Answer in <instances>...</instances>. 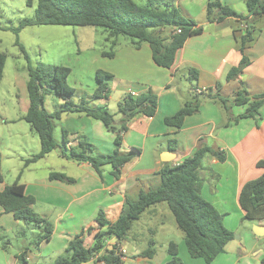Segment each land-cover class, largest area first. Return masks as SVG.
<instances>
[{
  "label": "crops",
  "instance_id": "crops-1",
  "mask_svg": "<svg viewBox=\"0 0 264 264\" xmlns=\"http://www.w3.org/2000/svg\"><path fill=\"white\" fill-rule=\"evenodd\" d=\"M211 1H219L237 14L247 15L244 0H175V6L180 9L182 16L193 20L196 23L195 30L200 31L190 36L177 51L170 69L158 67L154 63L152 51L146 43L135 48L124 39L116 40L112 46V41L105 38V41L110 43V50H99L97 55L100 59L109 60V66L107 69L103 68L104 70L95 67L91 75L95 78L97 71L111 75L108 98L106 100L92 98L98 85L96 82L93 94L78 96L76 101L79 102L84 97L90 106L106 108L114 116V124L118 127L121 116L117 114V106L124 96L151 91L158 100L156 114L152 118L137 116L128 122L127 130L122 134L120 152L128 153L135 149L138 153L122 168L119 178H113L109 165L103 166L101 176H98L89 164L75 163L79 172L76 177L53 172L73 179V183L48 181V174L46 180L35 181L32 184L34 187L23 184L25 194L35 200L34 211L53 226L51 239L41 243L37 249L33 247L35 253L28 249L33 241L23 248L21 253L25 252L27 264L52 262L64 253L68 242L74 236L82 230L93 228V232L84 235V245L90 246L93 234L97 231L94 221L99 210L103 211L108 222H115L126 200L134 201L140 191L159 184L157 173L160 169L182 163L200 147L217 151L225 157L222 162L209 154L203 158L197 182L200 196L223 215V224L229 231L239 234L238 238H233L226 245L224 252L210 264H264V221H244L243 212L238 204V195L243 184L257 179L262 174V171L256 169L255 164L264 159V104L255 118L232 122L229 115L236 118L244 113L245 106H233L226 98V95L230 97L233 95L239 81L244 83L250 96L264 92V16L258 25L261 28L259 38L246 50V55L251 60L250 66L236 81L226 82L228 71L236 67L241 60L234 35L239 24L231 18L219 23H208L205 9L207 3ZM166 32L163 31L162 35ZM104 52H112L113 57L102 56ZM81 54V49H76V53L71 55L78 58ZM178 75H183V78L189 81L188 91L183 90ZM23 85L26 89V82L21 84ZM195 90L208 91L211 95L226 98L230 105L229 114L225 115L219 103L204 98L206 92L203 98L200 97V107L196 114L185 117L179 130L168 128L164 124V119L176 114L186 102L193 99L192 92ZM24 98H27V93L24 94ZM27 108L28 103L21 118ZM57 126L60 129V140L57 141H61L62 131H65L68 147L74 148L78 139L83 138L93 146L95 155H110L114 150L116 134L108 131L98 120L83 114H63L57 121ZM170 140L177 142L173 151L168 146ZM53 152H57L62 158L58 150ZM20 176L21 173L17 180ZM5 186L7 185L3 183L0 185V192ZM165 211L169 212L165 206L160 205L147 210L143 215L157 216L158 213L162 214ZM233 214L240 220L239 225L237 221L231 220ZM0 218H5L11 227H20L19 222L14 221L11 214H3L1 208ZM5 223L0 222L1 232L8 229ZM160 230L156 224L147 230L149 238L144 241V248L130 246L127 240L119 244L127 253L122 264H166L170 260L167 248L164 258L155 260L157 244L155 238ZM24 233L22 231L21 234ZM151 240L154 242L155 251L149 257L144 253ZM105 243L116 244L114 239ZM176 245L178 254L179 249L181 251L183 264H206L202 259H192L189 256L183 237ZM5 264H20L17 254ZM84 264L103 263L91 260Z\"/></svg>",
  "mask_w": 264,
  "mask_h": 264
},
{
  "label": "trees",
  "instance_id": "trees-1",
  "mask_svg": "<svg viewBox=\"0 0 264 264\" xmlns=\"http://www.w3.org/2000/svg\"><path fill=\"white\" fill-rule=\"evenodd\" d=\"M30 2L31 0L27 1L28 4ZM244 2L247 9L246 16L237 14L219 1L208 2L205 9L208 23H219L231 18L239 24L234 35L241 53V60L236 67L228 71L226 82L236 81L250 66L251 60L247 57L246 50L261 33L258 25L264 16V0H244ZM243 25L246 26L245 29H242ZM33 26L100 28L106 34V39L112 41V46L119 38L128 40L135 48L143 43L148 44L154 63L165 69L171 68L177 51L183 47L186 40L200 31V29L195 30L196 23L193 20L182 16L175 6V0H147L143 6L136 4L133 0H36L33 19L22 20L15 28H2L16 35L15 46L28 63L29 57L19 43L17 35L20 30ZM166 29L170 30L169 37L161 38L160 33ZM178 30L180 32L176 33ZM102 56L111 58L113 54L104 52ZM5 61L6 55L0 53V83ZM70 74L71 69L62 65L38 64L32 67L28 64L27 66L28 108L21 120L29 126L31 133L37 136L40 150L25 161V166L58 150L62 158L77 164H89L98 176H101V168L109 165L112 169L111 175L117 179L121 175L122 168L138 153L135 149L128 153L120 152L122 134L126 132L127 124L133 118L155 116L158 108L157 97L151 91L135 96L125 95L117 106V114L121 116L117 127L114 124V116L106 108L92 107L84 97L77 104L72 102L74 89L68 85ZM95 78L98 85L92 98L106 100L109 95V81L112 77L108 73L97 71ZM206 92L207 94L204 95ZM206 92L193 91V99L186 102L176 114L165 118L164 124L174 131L179 130L185 117L199 111L200 97L217 102L224 111H229V101L226 98ZM48 95H54L63 100V103L53 112H48L44 108V98ZM233 95L231 105L245 106L244 113L234 118V122L255 118L264 104V92L250 96L244 83L240 81L233 90ZM71 113L83 114L98 120L108 131L115 133L112 154L95 155L93 146L83 138L78 139L74 148L68 147L65 131H62V139L58 142L54 137V122L60 120L63 114ZM176 145V140L168 142L171 151L175 150ZM208 154L220 162L225 160L223 154L200 147L182 163L173 167L164 166L157 173L159 178L157 187L140 191L138 198L134 201L126 200L115 222H108L103 211H98L94 221L97 231L93 234V242L90 246L84 245V235L93 232V228L82 230L68 242L62 255L52 262L42 264H84L91 260L103 264H122L124 258L117 254L116 244L127 240L134 223L147 210L160 205L165 206L173 216L178 230L183 235L189 256L210 264L224 252L234 235L224 226L223 215L200 196L197 188L198 172L202 168L203 158ZM255 167L262 171V174L257 179L243 184L239 191L238 204L243 212L244 221L262 222L264 221V159L257 161ZM18 180L5 186L0 192V208L3 214H11L14 221L33 226L38 230L36 238L31 243L37 249L41 243L51 239L53 226L34 211V198L25 194V187ZM48 180L74 182L73 179L60 173H50ZM2 183L0 156V185ZM111 239H114L116 244L107 245L105 242ZM2 249L6 251L7 248L3 245ZM154 251V242L151 240L144 254L151 257ZM167 254L170 260L166 264H183L178 257V247L175 243L168 244ZM17 260L20 264H27L25 252L17 255Z\"/></svg>",
  "mask_w": 264,
  "mask_h": 264
},
{
  "label": "rangeland",
  "instance_id": "rangeland-1",
  "mask_svg": "<svg viewBox=\"0 0 264 264\" xmlns=\"http://www.w3.org/2000/svg\"><path fill=\"white\" fill-rule=\"evenodd\" d=\"M0 0V53L6 55V61L3 71V78L0 83V155H1V172L3 176V184L11 185L17 181L18 175L21 176L18 180L20 184L31 185L34 187L35 181L41 179L46 180L48 174L53 172H62L66 176L76 177L79 172L75 162H66L58 156L57 152L48 154L45 158L30 163L25 166V161L37 154L39 151V140L37 136L31 134L28 125L21 120V115L24 112V107L27 106V98H24L26 93L25 84L27 80V66L35 67L38 64L62 65L71 69V74L68 78V85L74 89L75 94L71 97L72 102L77 104L78 96L83 94H93L96 87V79L91 75L93 69H107L109 60L100 59L97 55L99 50L109 51L110 43L105 41V34L100 28L94 27H63V26H41V27H26L18 33V41L24 47L30 62L28 63L18 47L15 46L16 35L11 31L2 28H15L22 20L33 19L36 9V0ZM136 4L143 6L147 0H133ZM178 8V7H177ZM180 11V9L178 8ZM181 13V12H180ZM165 31V30H163ZM161 38H168L170 30L166 29V33ZM119 41H124V38H119ZM76 49H81L82 54L76 58ZM181 80L183 90L188 91L189 81L187 82L183 75H178ZM110 82V81H109ZM130 82V81H128ZM195 85V83H192ZM193 88H195L193 86ZM264 89V86H263ZM262 89V90H263ZM197 90H195L196 92ZM201 93L203 91H200ZM234 95L231 97L226 95V98L232 103ZM96 102V101H95ZM94 102V103H95ZM63 100L54 95H48L44 98V108L49 111H55ZM228 105V104H227ZM230 107V105H228ZM230 110V109H229ZM229 111H224L225 115ZM229 114V113H228ZM229 119L234 122V118L229 115ZM247 119V118H246ZM55 123L54 137L60 140V129ZM49 181V180H48ZM157 183L151 188H156ZM145 215V214H144ZM134 223L130 234L127 236V242L144 248V241L149 238L147 235L148 229L155 224L161 230L155 238L156 255L155 260L158 261L166 255L168 242L179 244L183 237L178 230L173 216L165 211L158 213L157 216H144ZM237 221L235 214L231 215V220ZM5 223V218H0V222ZM8 229L0 231V264H5L15 254L21 253L29 242L33 241L38 233V230L33 226H26L19 222L20 227H11L9 223H5ZM27 227V228H26ZM24 231V235H22ZM234 238H238L239 234H233ZM6 247V251L2 247ZM33 253V246L28 248ZM184 251L185 248L183 247ZM179 249L178 257L181 260ZM182 261V260H181Z\"/></svg>",
  "mask_w": 264,
  "mask_h": 264
},
{
  "label": "built area",
  "instance_id": "built-area-1",
  "mask_svg": "<svg viewBox=\"0 0 264 264\" xmlns=\"http://www.w3.org/2000/svg\"><path fill=\"white\" fill-rule=\"evenodd\" d=\"M245 28H246V26L243 25V26H242V29H245ZM179 32H180V31L178 30L176 33H179ZM196 92H197V93H200L199 90H197ZM131 95L135 96V94H133V93H131ZM116 249H117V254L122 255L123 258L126 257L127 253H126V250H125L123 247H121L119 244H116Z\"/></svg>",
  "mask_w": 264,
  "mask_h": 264
}]
</instances>
